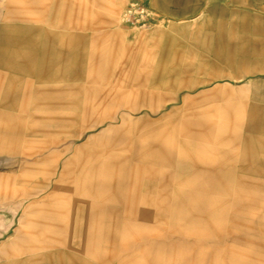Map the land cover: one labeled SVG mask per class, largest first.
<instances>
[{
  "label": "bare ground",
  "instance_id": "6f19581e",
  "mask_svg": "<svg viewBox=\"0 0 264 264\" xmlns=\"http://www.w3.org/2000/svg\"><path fill=\"white\" fill-rule=\"evenodd\" d=\"M117 6L110 4L109 13ZM14 19L12 8L0 12V20ZM248 19L231 23L230 30L219 22L212 32L230 52L205 45L225 66L191 64L180 72L189 77L184 81L164 78L172 71L158 66L135 85L123 73L102 69L106 52L85 49L82 36L0 24L1 167L27 174L52 162V193L71 165L75 185L67 190L105 201L83 235L88 242L84 253L103 264H264V108L249 103L257 95L236 93L228 81L223 87L214 83L258 73L232 57L263 53L264 24ZM89 63L92 67L86 68ZM233 66L246 75L230 72ZM195 74L205 77L196 79ZM166 89L174 92L168 103L148 105L145 111L147 117L158 115L148 120L152 140L131 141L128 123L141 113L136 100L151 101L155 92ZM227 103L248 107L247 119L227 117ZM178 104L185 111L174 112L179 115L171 119L167 109ZM142 147L151 151L143 162L130 163L124 152L138 156ZM163 165L174 170L159 167ZM140 175L150 180L140 183ZM141 188L163 196L165 226L128 220L134 200L128 194ZM26 194L22 200L30 196ZM141 214L153 217L148 210ZM113 216L116 220L109 221ZM56 245L66 244L57 240ZM112 247L119 257L105 255ZM32 248L27 243L8 256ZM5 264L89 263L56 251Z\"/></svg>",
  "mask_w": 264,
  "mask_h": 264
},
{
  "label": "rangeland",
  "instance_id": "374dc122",
  "mask_svg": "<svg viewBox=\"0 0 264 264\" xmlns=\"http://www.w3.org/2000/svg\"><path fill=\"white\" fill-rule=\"evenodd\" d=\"M133 2L150 3L156 10L149 27H126L121 24L122 10ZM114 3L118 6L114 13L110 14L109 5ZM4 8H12L15 19L0 20V24L43 27L82 36L85 49L106 52L101 62L102 69L123 73L129 85L142 84L147 72L158 69V66L165 71L166 69L172 71V74L171 72L163 74L164 78L178 81L189 79L180 72L191 64L203 63L205 68H208L206 66L208 63L225 66L223 59L217 58L205 49L206 44H212L214 47H221L225 53L229 51L216 37L211 36L219 22H222L226 30H230L231 23L240 22L244 17L249 18V22L252 19L264 24V0H0V12H4ZM239 32V30L234 32L236 39L239 38ZM261 50L263 53L258 56L232 53L235 61L246 62V68L258 72L257 74L249 78L239 77L236 80L228 78L217 80L214 83H220L223 87L226 81L231 82V87L236 88V93L241 91L244 94L257 95V100H250L249 103L264 108V46ZM90 64H87L86 68L92 67ZM229 71L236 72L237 75H246L238 72L235 66ZM195 77L203 79L205 76L195 74ZM88 84L97 85L91 82ZM221 87L217 88L216 92L221 90ZM173 94L171 89H166L155 92L151 101L149 97L136 100L135 103L141 109V113L135 114L128 123V127L131 126L129 135L131 141L140 138L148 142L152 140L148 120L157 119L158 115L145 116L147 106L157 107L163 102L168 103ZM225 106L228 109L227 117L230 119H247L248 107H239L233 103H227ZM172 107L174 106L169 105L167 109L171 119L179 115L174 112L185 111L180 104L176 105L175 110H172ZM97 132L99 130L93 134ZM90 135L91 133L86 134L84 139ZM85 144L94 145L93 142ZM150 151V148L142 147L137 152L138 156L132 151L124 152V155H128L130 163L135 164L143 162V156ZM3 161L5 160L0 159V264L29 258L38 259L56 251L76 255L89 264H103L84 253L88 242L83 235L92 222L93 214L102 210L105 201L100 200L98 196L83 194L81 191L67 190L73 189L75 185L72 180L75 173L72 166L68 165L70 173H66L58 189L50 193L51 186L56 180H50L48 177L52 162L46 161L41 168L34 169L35 172L22 174L14 169L2 168ZM159 167L169 172L174 170L173 167L164 165ZM7 175L11 179L8 183L2 180ZM138 179L140 183L150 180L145 175H140ZM131 180H134V176L129 181ZM131 191L133 193L135 190ZM25 193L30 196L22 200ZM132 193L128 194L134 197L133 204L127 211L129 221L166 225L167 211L160 193H147L142 188L135 191V194ZM143 210H148L153 217L148 219L143 216L141 214ZM110 218L109 221L116 220L114 216ZM57 240L63 241L66 245H56ZM27 243L33 244L31 250L8 256L19 246L26 247ZM118 254L112 247L105 255L113 258L119 257Z\"/></svg>",
  "mask_w": 264,
  "mask_h": 264
},
{
  "label": "built area",
  "instance_id": "2783aa9c",
  "mask_svg": "<svg viewBox=\"0 0 264 264\" xmlns=\"http://www.w3.org/2000/svg\"><path fill=\"white\" fill-rule=\"evenodd\" d=\"M156 10L150 3L133 2L121 13V24L126 27H149L155 17Z\"/></svg>",
  "mask_w": 264,
  "mask_h": 264
}]
</instances>
